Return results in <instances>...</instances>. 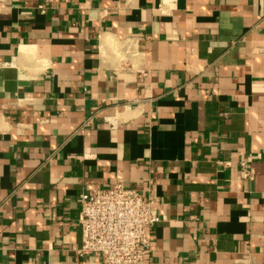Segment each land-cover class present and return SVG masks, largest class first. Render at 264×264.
<instances>
[{"label": "crops", "instance_id": "crops-1", "mask_svg": "<svg viewBox=\"0 0 264 264\" xmlns=\"http://www.w3.org/2000/svg\"><path fill=\"white\" fill-rule=\"evenodd\" d=\"M117 181L164 216L143 264H264V0H0V264H99Z\"/></svg>", "mask_w": 264, "mask_h": 264}, {"label": "built area", "instance_id": "built-area-1", "mask_svg": "<svg viewBox=\"0 0 264 264\" xmlns=\"http://www.w3.org/2000/svg\"><path fill=\"white\" fill-rule=\"evenodd\" d=\"M252 157L239 162L243 176L251 177ZM156 199L117 181L108 188L90 189L79 195L80 257L97 256L99 264H143L151 251L148 229L164 216Z\"/></svg>", "mask_w": 264, "mask_h": 264}]
</instances>
